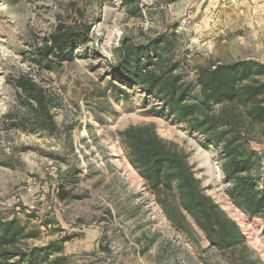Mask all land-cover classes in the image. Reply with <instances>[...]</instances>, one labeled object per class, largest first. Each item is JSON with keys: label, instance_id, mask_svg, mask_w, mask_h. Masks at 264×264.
Listing matches in <instances>:
<instances>
[{"label": "rangeland", "instance_id": "rangeland-1", "mask_svg": "<svg viewBox=\"0 0 264 264\" xmlns=\"http://www.w3.org/2000/svg\"><path fill=\"white\" fill-rule=\"evenodd\" d=\"M126 1L0 0V223L16 220L36 235L22 242L26 251L61 247L65 264H241L240 253L211 246L188 215L191 236L179 231L161 206L178 200L153 195L131 164L122 132L154 125L239 225L249 259L264 264L263 221L229 199L221 147L158 116L161 102L142 88L116 82L123 44L158 38L172 44L164 66L175 65L186 82L203 68L264 64V0ZM58 33L75 38L73 60L43 55ZM78 35H87L85 45ZM20 77L52 99L54 133L34 128L13 85ZM25 121L28 130L13 126ZM250 147L263 157L255 175L264 191V127L252 128Z\"/></svg>", "mask_w": 264, "mask_h": 264}, {"label": "trees", "instance_id": "trees-1", "mask_svg": "<svg viewBox=\"0 0 264 264\" xmlns=\"http://www.w3.org/2000/svg\"><path fill=\"white\" fill-rule=\"evenodd\" d=\"M72 36L69 33L52 36L47 42L53 46L43 55L48 58L53 54L61 61L73 60V54L67 53L75 41ZM86 38L87 35H78L79 46L87 43ZM170 42L158 38L140 48L123 44L117 51L118 89L122 90V85L142 88L161 102L155 112L158 116L185 124L191 132L220 146L223 175L231 184L227 191L229 199L250 218H259L264 224V191L255 175L261 169L263 157L250 147L252 128L264 127V82L255 80L264 76V64L243 61L203 68L198 71L196 83L186 82L176 73L175 65L163 64L169 62L165 55L172 45ZM13 85L25 101L24 108L34 128L54 133L56 124L51 113L54 104L44 89L26 77L15 79ZM216 106L222 108L214 113ZM28 122L13 126L28 130ZM121 136L130 150L131 164L150 192L178 200L176 205L163 201L161 206L179 231L191 236L188 215L211 246L223 252L240 253L241 264H261L259 260L249 259L244 233L205 194L184 151L161 139L154 125L131 126ZM65 198L62 193L61 199ZM35 236L27 234L19 221L0 223V264H65L61 247L49 245L29 251L21 248L24 240ZM55 253L60 255L52 258Z\"/></svg>", "mask_w": 264, "mask_h": 264}, {"label": "built area", "instance_id": "built-area-1", "mask_svg": "<svg viewBox=\"0 0 264 264\" xmlns=\"http://www.w3.org/2000/svg\"><path fill=\"white\" fill-rule=\"evenodd\" d=\"M233 1H235V0H233Z\"/></svg>", "mask_w": 264, "mask_h": 264}]
</instances>
